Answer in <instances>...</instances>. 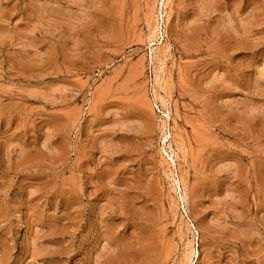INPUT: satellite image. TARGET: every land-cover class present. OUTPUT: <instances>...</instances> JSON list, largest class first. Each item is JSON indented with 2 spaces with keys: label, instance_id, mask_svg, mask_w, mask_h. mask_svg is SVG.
<instances>
[{
  "label": "rangeland",
  "instance_id": "374dc122",
  "mask_svg": "<svg viewBox=\"0 0 264 264\" xmlns=\"http://www.w3.org/2000/svg\"><path fill=\"white\" fill-rule=\"evenodd\" d=\"M0 264H264V0H0Z\"/></svg>",
  "mask_w": 264,
  "mask_h": 264
},
{
  "label": "bare ground",
  "instance_id": "6f19581e",
  "mask_svg": "<svg viewBox=\"0 0 264 264\" xmlns=\"http://www.w3.org/2000/svg\"><path fill=\"white\" fill-rule=\"evenodd\" d=\"M173 151V150H172Z\"/></svg>",
  "mask_w": 264,
  "mask_h": 264
}]
</instances>
